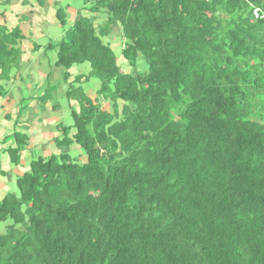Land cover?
<instances>
[{
	"label": "trees",
	"instance_id": "1",
	"mask_svg": "<svg viewBox=\"0 0 264 264\" xmlns=\"http://www.w3.org/2000/svg\"><path fill=\"white\" fill-rule=\"evenodd\" d=\"M53 1L61 36L38 45L0 0V264H264V0ZM28 41L64 71L55 102L50 72L21 73ZM33 100L64 106L27 154Z\"/></svg>",
	"mask_w": 264,
	"mask_h": 264
},
{
	"label": "rangeland",
	"instance_id": "2",
	"mask_svg": "<svg viewBox=\"0 0 264 264\" xmlns=\"http://www.w3.org/2000/svg\"><path fill=\"white\" fill-rule=\"evenodd\" d=\"M17 1H18L17 3L11 2V8L7 7L6 8L7 10L6 9L4 10L5 18L8 19L7 27L12 28L13 25L18 24V26H20L23 33H25L26 36H28V34H30L31 35L30 40H35L36 41L35 43L38 45H45L48 40L56 42L59 39V37L61 36V33H62V28L57 27L58 26L57 21L54 19L55 13H54V10L51 9L52 8V5H51L52 0H44L45 3H43L41 5H38L37 0H17ZM24 1L26 2L25 5L22 4V2L24 3ZM53 2L59 3L58 5L61 8H64L66 5H69L70 10H72V11L73 10L76 11L77 6L79 5V7H80L81 3H82L81 0H54ZM67 14H68L67 15L68 16L67 24L71 25V23L73 22L74 14L73 15H71L69 13H67ZM82 15L91 17L92 23L96 29L101 27L104 24V17H102L101 15H94V14L90 15V14H86V13H82ZM36 34H38L37 37H35ZM113 36H115V35L113 34ZM111 38L114 39V37H112V35H111ZM29 41H28V43H25V44L23 42L22 46H21V51H22L21 61L23 62L22 67H21V73L23 76L31 77V78H29L28 83H31V86L33 85V87H32L33 91L35 88L34 84H36L35 82H37V81L42 82V79H43L44 80V82H43L44 86H42V91H44L46 89V86H48L47 85L48 82H45L46 77H47L46 75L48 74V72H50L49 73V80H50V82H52L54 89L50 90V92H52V93H48V95L52 96L50 99L51 100L50 102L51 103L53 101L55 102L53 91L55 90L56 87L60 86V82H57V81H60L64 71L62 69L53 68L52 64L54 63L53 61L55 60V58H54V56L50 55L53 52H48L49 54H47L45 56L38 57V58L34 57V54L31 53V46H30ZM118 42H119V40H117V39H115V41L110 42V47L117 56H118L117 52L119 50V43ZM117 59H118V62H121L119 57H117ZM136 69L140 70L141 69L140 65H137ZM88 70H89L88 65L84 64L81 66H73L69 72L72 76H75V75H79V74L84 75L88 72ZM10 81L12 82L13 79ZM20 84H21V82H20ZM17 85L18 84H16L15 82L12 83V85H11V87L14 88V91H15L13 93L12 100L17 101L18 99L23 97L26 99V101H28V99H29L28 95L30 94V91H28V88H27L28 84L26 85V87L24 85H18L19 89H16ZM39 86H41V85H39ZM18 93H19V95H17ZM36 95H38V93ZM57 95L62 97L64 100L62 88L60 89V92L57 91ZM2 101L3 100L0 99V142L3 141L5 134H10V132H11V129H8L6 131V129L3 128L2 125H5V124L11 125L13 123L12 120L5 121V119H3V113H5V111H10V115L12 118H14V115L16 114V111H15L16 107H14L15 104L12 105V107H10L9 108L10 110H9L8 107H6L5 105H2L3 104ZM57 102H59V101H57ZM63 102H62V100H60V102H59L60 103V110L57 113L55 112L56 114L53 117H51L50 115L46 116V115L40 114L41 111L39 110V105L36 104L35 100L30 102L28 104V106L24 108L22 115L19 118L20 123H18L17 125H20L21 123L24 122L25 124L23 125V127L21 129L18 130V132L21 134H25L27 137H29V136L31 137L30 139H28V147L24 150L25 153L28 152L27 154H29V151L31 149H33L34 146H36V143H37L36 141L39 140V138L41 139V137L42 138L47 137L48 134H50L49 137L53 136L55 134V133H52V134L51 133H45L42 131H45V129L48 127H51V126L53 127V123L50 124V122L55 121L58 117L57 115H60V113H61L60 111L63 109V106H64ZM51 103L46 104V106H50ZM45 109H46V107H45ZM56 111H58V110H56ZM61 115H62V113H61ZM64 116L65 117H64L62 123L65 126H71V120L69 119L68 113L65 114ZM38 133H40L41 136H37V139L34 138L35 134H38ZM27 154L23 155V157H22L24 162H28V160H29ZM2 161L3 162L1 163L0 170H2V171L8 170L6 165H5L6 160L4 158H2ZM15 172H16V170L13 171V173H15ZM9 176L11 177V174H9ZM9 180H11V178H9L7 181L5 180L7 183H5L4 181H2V182L0 181L2 183V184H0V187L4 186V184H5L6 189H11L10 187H11L12 183L8 184ZM5 187L0 188V192H1L0 197H2L4 195L3 189Z\"/></svg>",
	"mask_w": 264,
	"mask_h": 264
},
{
	"label": "crops",
	"instance_id": "3",
	"mask_svg": "<svg viewBox=\"0 0 264 264\" xmlns=\"http://www.w3.org/2000/svg\"><path fill=\"white\" fill-rule=\"evenodd\" d=\"M9 8H11V4H10V6H8ZM20 27V26H19ZM20 30H21V28H20ZM22 31V30H21Z\"/></svg>",
	"mask_w": 264,
	"mask_h": 264
}]
</instances>
